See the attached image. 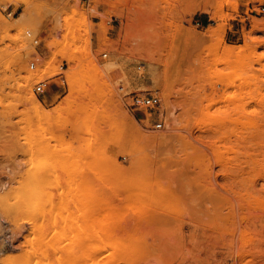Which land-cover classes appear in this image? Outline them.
<instances>
[{
  "label": "rangeland",
  "instance_id": "obj_1",
  "mask_svg": "<svg viewBox=\"0 0 264 264\" xmlns=\"http://www.w3.org/2000/svg\"><path fill=\"white\" fill-rule=\"evenodd\" d=\"M261 4L0 0V264H264Z\"/></svg>",
  "mask_w": 264,
  "mask_h": 264
},
{
  "label": "built area",
  "instance_id": "obj_2",
  "mask_svg": "<svg viewBox=\"0 0 264 264\" xmlns=\"http://www.w3.org/2000/svg\"><path fill=\"white\" fill-rule=\"evenodd\" d=\"M81 3L90 4V0H78ZM256 15L264 16V4L257 5L255 8L251 10ZM26 37L31 38L32 35L30 32H25ZM32 43L37 45V39L32 38ZM103 57L106 54L102 55ZM35 63L32 61L29 63V68L33 69ZM48 88L46 81H41L35 84L34 93L35 94H43L46 92ZM124 105L130 111H143V112H151L154 111V114H157L156 123L153 125L156 129H162L164 127V118L160 115L158 108L160 107L161 100L157 93L145 91V92H132L129 94H125L123 96ZM144 121L147 120L146 117L143 118Z\"/></svg>",
  "mask_w": 264,
  "mask_h": 264
},
{
  "label": "bare ground",
  "instance_id": "obj_3",
  "mask_svg": "<svg viewBox=\"0 0 264 264\" xmlns=\"http://www.w3.org/2000/svg\"><path fill=\"white\" fill-rule=\"evenodd\" d=\"M28 16H29V10L27 9L24 12H22L21 14H19V16L16 17L14 20L15 21L24 20ZM255 30L257 32L259 31L258 28L255 29ZM148 65H149L148 67L150 69H155L156 68V66L152 62H148ZM115 67H116V64L115 63H113V62H107V63L104 64L102 71L107 76V73L110 72L111 70H113ZM38 107H40V106H38Z\"/></svg>",
  "mask_w": 264,
  "mask_h": 264
},
{
  "label": "crops",
  "instance_id": "obj_4",
  "mask_svg": "<svg viewBox=\"0 0 264 264\" xmlns=\"http://www.w3.org/2000/svg\"><path fill=\"white\" fill-rule=\"evenodd\" d=\"M111 71H112V70H111ZM111 71H110V72H111ZM110 72H109V73H110Z\"/></svg>",
  "mask_w": 264,
  "mask_h": 264
}]
</instances>
